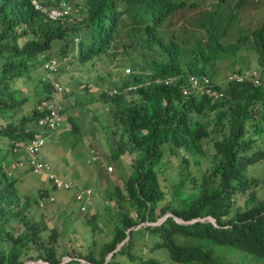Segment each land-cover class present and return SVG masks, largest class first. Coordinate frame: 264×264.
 Returning <instances> with one entry per match:
<instances>
[{"label": "trees", "instance_id": "1", "mask_svg": "<svg viewBox=\"0 0 264 264\" xmlns=\"http://www.w3.org/2000/svg\"><path fill=\"white\" fill-rule=\"evenodd\" d=\"M32 1L0 0V264H264V89L228 84L214 100L192 92L183 78L214 75L213 65L227 54L250 62L255 53L264 67V21L226 43L231 35L220 33L210 10L197 19L202 30L173 29L170 17L185 5L175 0H37L40 9ZM227 1L210 3L221 9ZM63 2L77 10L49 19L44 10ZM52 58L97 73L91 83L74 77L78 87L65 95L69 106L61 113L80 112L64 118L66 141L75 137V147L97 165L131 162L123 185L108 194L116 204L107 209L114 225L109 239L85 250L65 247L61 231L39 215L41 202L55 203L49 199L55 190L22 194L12 174L29 159L17 146L48 130L39 127L48 114L39 106L62 86L64 71L49 76L43 68ZM168 75L182 79L169 86L143 83ZM35 78L38 101L26 113L31 97L23 86ZM95 135L109 155L94 151ZM89 223L95 233L99 226ZM138 240L169 261L147 258ZM65 257L71 259L64 263Z\"/></svg>", "mask_w": 264, "mask_h": 264}, {"label": "rangeland", "instance_id": "2", "mask_svg": "<svg viewBox=\"0 0 264 264\" xmlns=\"http://www.w3.org/2000/svg\"><path fill=\"white\" fill-rule=\"evenodd\" d=\"M185 2L187 4L189 3L188 0ZM230 4L232 6H235V2L231 1ZM211 9H214L213 6L211 7ZM205 12L206 8H183L178 13H176L169 22L171 23L172 28L179 25L193 27L197 25V19L201 18V16L204 15ZM222 13L224 15L220 20L222 30L227 27H231L233 28V32L237 33V31L235 30L237 23L229 20V15L224 11H222ZM263 21L264 0H249L239 11L238 27L240 28L244 29L249 27L250 29H254L258 27ZM234 36L237 35H231L225 42L231 43L232 41H235ZM254 55L256 56V54L253 53L252 60L250 61V66L257 63V61H255ZM114 63L115 61L113 62V64ZM89 66L90 65L82 67L75 63L68 65L66 64L62 66L61 69H63L64 71L62 76L58 78V80L63 86H68L67 88L69 92H71L73 88L78 87V85H74L75 81H73V78L77 77L78 75L82 76V80L80 79L81 82H83V80L85 82L87 80L89 82H93V78L95 77V74L97 75V73L94 72L95 69L89 68ZM240 67H243V64ZM103 68H105L103 65L98 64L97 69L102 70ZM224 68L229 70L222 73L217 79L218 81L222 80L224 76L232 70V62L228 61L224 65ZM42 75L43 74L40 73V77ZM36 82L37 79L35 78L32 83L26 82V89L23 86L22 91H24L26 94H29L31 97V101L25 106L26 113H31L38 101V96L35 90ZM22 85L19 83L17 84L18 87ZM60 103L65 104L66 107L69 106L67 105V100L65 99V97L63 101H60ZM78 113H80L78 110L75 112L73 111L72 113L68 110V113L64 115L65 117L70 115L74 117L76 116L75 114ZM63 128V131L61 130L60 132H56L55 135H58V133H64L63 136H65L66 133H69V131H65V129L68 128V124L66 121L63 125ZM84 130L85 129H83V131ZM92 134L93 133H90V136H92ZM47 135L49 136L50 134ZM68 136L70 137L71 135L68 134ZM99 137L100 136L95 135V137L92 138L94 151L100 156H105L104 152H107L108 149L103 145L104 143L102 144V142L99 141ZM77 143L78 141L75 137H70L67 141L66 137L64 139L59 136L58 139L54 140H51L49 138L47 140V145L43 150L42 158L52 161L50 163L55 165L56 168L61 171V176L73 180V185L79 191L84 189L86 190L90 187L93 188L94 199L92 203L88 206L86 212H80L78 206L74 202L75 193L73 190L55 191V193H52L55 194L53 195L56 198L55 203L47 204L44 208H41V210L39 211V215H45V222L49 229L58 228V230L61 231L63 236L62 243L65 247H74L75 249L85 250V248L93 247L95 241L109 239L106 237L110 235L114 225L112 224L113 221L111 219V216H109L107 209L111 207L116 210V204L114 203V201L109 200L108 194L109 192H112L114 190L115 186L123 185L125 179L131 172V162L130 158L128 159V157H124L123 168H116L114 165H110L113 166V172L110 175H107L106 166H109V164H107V161H103L105 166H100V164H98V166L88 165L86 163V158L88 157V155H85L84 150L81 146L75 147ZM106 146L108 147V145ZM106 154L109 155V150ZM175 166H178L176 162ZM193 170H196V167L194 165ZM177 171L179 172V166L177 167ZM12 174L13 177L15 176L18 179V184L16 185L17 189L25 195L34 197L39 194V190L41 187L44 186L45 189H52L53 187L50 183H45V181H42L40 176L30 174L25 171H14V173L12 172ZM165 176H168V174H166ZM177 179L178 174L176 173V171H173L172 181L174 182ZM163 182L170 185L167 181L163 180ZM170 216H172V214L166 215L158 223H148L145 224V226L160 224ZM91 220H94L95 223L99 226V229H97L95 233L92 232L93 229L89 223V221ZM210 221L214 222V220ZM48 234L49 232L47 233V236ZM138 243L139 252L144 253L147 258L154 257L156 255V257L163 261H169L168 257L164 254H158V252L155 253L148 248L142 247L144 244L143 242L140 243L139 240ZM82 263L87 264L84 260L82 261ZM172 264L178 263L172 261Z\"/></svg>", "mask_w": 264, "mask_h": 264}, {"label": "clouds", "instance_id": "3", "mask_svg": "<svg viewBox=\"0 0 264 264\" xmlns=\"http://www.w3.org/2000/svg\"><path fill=\"white\" fill-rule=\"evenodd\" d=\"M177 3H181V2H184L185 5L183 7H181L180 9H178L171 17L170 19L176 14L178 13L181 9L183 8H191V7H194V8H206V11H213L217 14V20H216V25L219 27V31L220 33L223 34V32H228L229 35H239V34H244L245 32V29H247V34L250 33L252 30L256 29H250L249 27L247 28H240L238 27V21H239V11L240 9L246 4L247 1L249 0H246V2L240 6V8L237 10L235 9V6H232L230 4V2H235V5L236 3L239 2V0L235 1V0H229L227 1L223 8L221 9H218L214 4L212 5L210 2L211 0H188V4L185 2L187 0H175ZM205 2L208 3L207 6L205 7H202L203 5H205ZM33 5L37 8V9H40V5L38 4L37 0H33L32 1ZM213 6L214 9H211V7ZM71 10H77L76 6H74L73 4L71 3H66V2H63L59 7L55 8V9H52V10H49V11H46L44 10V13L48 16L49 19L53 20V21H58V20H61L65 17H68L70 15V11ZM146 10V8H145ZM222 11H224L226 14L229 15V20L233 21V22H236L237 25L235 27V30L237 31V33H234L233 32V28L231 27H227L225 29L222 30L221 28V24H220V20L223 18V13ZM147 15V13H146ZM145 15V16H146ZM237 15V18H236V21H234V17ZM123 19L126 21V18L125 16H123ZM210 17L207 19L209 20ZM206 20V21H207ZM170 21V20H169ZM261 25V24H260ZM259 25V26H260ZM258 26V27H259ZM183 27H187V26H177V27H173V29H180V28H183ZM189 30H202L200 28V24L197 23L196 26H193V27H187ZM237 36H234L235 38ZM174 41H177L178 43L180 42L179 40H174ZM198 41H193L192 43H196ZM80 43V39L79 38H76L75 39V44H79ZM203 45H206L207 43H204L202 42ZM253 55L250 54V57ZM255 57V61H256V56L254 55ZM245 60V59H243ZM65 61L66 59H63L62 61L57 59V58H52L50 61H48L47 63H45L44 65V70L47 71V73L49 74V76L51 77L52 74L57 71L58 69H61L62 66L65 64ZM228 61H231L232 62V70L226 74L224 76V78L220 81H218L217 79L220 77V75L222 73H224L225 71L229 70V69H225L224 68V65L228 62ZM52 62H55L56 63V66L54 69H51L50 67H48V65H51ZM243 64V67H240L241 65ZM215 68H216V71H215V74L214 75H209V74H188L187 76H183L184 80L186 81L187 85L191 87V90L192 92L196 93V94H201V95H207L211 98H213L214 100H218V99H221L223 97V93L224 91L220 88H223L224 86L228 85V84H245V83H248V84H251L252 86H254L255 88H261V89H264V67L260 66L259 63H255L253 65L250 66V62H247V61H240V59L238 57H235L234 55L232 54H227V55H223L222 56V59L218 62H216L214 65H213ZM126 73L127 74H131L132 73V69H127L126 70ZM182 79V76H179V75H168V76H154V78H149L145 81H143V83H145L146 85L150 86V85H155V86H169V85H172V84H176L177 82H179L180 80ZM57 86H60L63 88V94L61 96H59V101H63L65 95L67 93H69V90L68 88H64V86L62 85H58ZM56 95V93L54 94V96ZM43 101L41 102L40 106L42 105ZM63 109H64V105L65 104H61ZM39 106V107H40ZM63 111V110H62ZM65 113H61L62 117H63V123L62 125L54 130V131H49V128L48 127H42L40 125V121H39V127L41 128H47V132H45L43 135L45 137H38L37 139H33V140H29L28 142H26L25 144H21V145H18V147H20V150L21 149H24L27 156L29 157L28 161L24 162V161H21V164L24 166L23 170L22 171H25L27 172L26 170H28L30 172V174H34V175H46V176H51V179L54 180L55 182V179L54 178H58L59 176H57L55 173H54V166L52 163H50L51 161L47 160V159H44L42 158V153H43V150L44 148L46 147L47 145V140L50 138L51 140H54V139H58L59 136H61L63 138V134L64 133H58V135L56 136H53V134H55L56 132H60L61 130L63 131L64 128H63V125L65 124L64 123V118H65ZM43 119V118H42ZM65 131H69V129H65ZM47 134H50L49 136ZM67 134H65V137H66ZM39 139H44L45 140V146L43 147L42 149V152L37 156V160L40 161V162H45V163H48L51 167V170L50 172L47 174V173H39V174H36L34 173V171L30 168V164H31V157L30 155L28 154V152L26 151V147L29 143H31L32 141L34 140H39ZM96 162V164H95ZM86 163L88 165H95V166H98L97 165V161L95 159L94 156H88L86 158ZM100 166H104V163L100 164ZM111 168V170H110ZM113 172V167H108L106 166V173L107 174H111ZM28 173V172H27ZM59 179V178H58ZM63 181V180H62ZM65 182V181H64ZM69 183V182H67ZM71 186L70 188L68 189H59L57 188V191H74L75 193V196H74V202L75 204L78 206L80 212H86L87 209H88V206L92 203L93 199H94V190L93 188H87L86 190H78L75 188V186L73 185V181L69 183ZM55 186V184H54ZM87 192H90L89 195H86ZM84 195L82 199H78V196L79 195ZM55 195V194H53ZM53 195L50 196V201L53 202L54 199H56ZM41 206L42 208L44 207V202H41ZM84 208V210H83ZM179 223H182L183 220L181 219H177ZM210 220H213V219H209ZM215 222V220H214ZM213 222V223H214ZM140 228V227H139ZM138 228V229H139ZM71 258L68 259L67 258H64V263L69 261ZM83 261V260H82ZM31 264H35V263H31Z\"/></svg>", "mask_w": 264, "mask_h": 264}, {"label": "built area", "instance_id": "4", "mask_svg": "<svg viewBox=\"0 0 264 264\" xmlns=\"http://www.w3.org/2000/svg\"><path fill=\"white\" fill-rule=\"evenodd\" d=\"M56 66L55 62H52L51 65H48L51 69H54ZM63 88L60 86H57V92L56 95L52 97V99L44 101L42 105L39 107L41 112L48 111V114H46V117L40 120V125L42 127H48L49 131H54L58 129L62 123H63V117L61 115V112L63 110V107L59 101V96L63 94ZM45 146V140L39 139L34 140L31 143H29L26 147V151L31 157V164L30 168L34 171V173H49L51 170V167L48 163L40 162L37 160V156L42 152L43 147ZM111 170V168H110ZM55 179V186L59 189H68L70 188V184L67 182L62 181L61 179L54 178ZM90 192H87L86 195H89ZM83 194L78 196V199L83 198ZM84 210V208H83Z\"/></svg>", "mask_w": 264, "mask_h": 264}, {"label": "crops", "instance_id": "5", "mask_svg": "<svg viewBox=\"0 0 264 264\" xmlns=\"http://www.w3.org/2000/svg\"><path fill=\"white\" fill-rule=\"evenodd\" d=\"M68 129H69V127H68ZM69 132H70V130H69ZM54 136H56V135L54 134ZM60 137H61V136H60ZM61 138H62V137H61ZM63 138L65 139V136H63ZM51 162H52V161H51ZM53 166H54V168H53L54 170H53V171H54V173H55L57 176H59V177H58L59 179L65 181V182H69V183L73 181V180H71V179H68V178L62 177V176H61V171H60L59 169H57L55 165H53ZM26 171L29 172L28 170H26ZM37 176H40L41 180H42V181H45V183H46V182L50 183L51 186H53L52 188H53L55 191H57L56 186H54L55 182H54V180L51 179V176H46V175H42V174L37 175ZM43 184H44V183H43ZM42 189H45V187L43 186V187L40 188V190H42ZM51 195H53V194H51Z\"/></svg>", "mask_w": 264, "mask_h": 264}]
</instances>
